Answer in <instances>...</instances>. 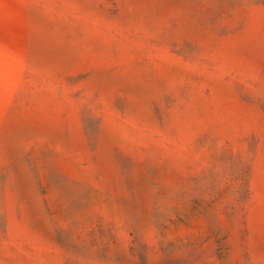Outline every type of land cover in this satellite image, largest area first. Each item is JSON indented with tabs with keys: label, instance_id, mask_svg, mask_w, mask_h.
Returning a JSON list of instances; mask_svg holds the SVG:
<instances>
[{
	"label": "rangeland",
	"instance_id": "obj_1",
	"mask_svg": "<svg viewBox=\"0 0 264 264\" xmlns=\"http://www.w3.org/2000/svg\"><path fill=\"white\" fill-rule=\"evenodd\" d=\"M0 264H264V0H0Z\"/></svg>",
	"mask_w": 264,
	"mask_h": 264
}]
</instances>
